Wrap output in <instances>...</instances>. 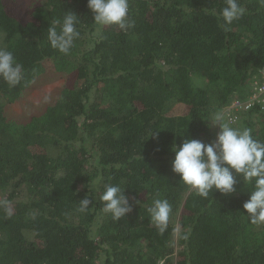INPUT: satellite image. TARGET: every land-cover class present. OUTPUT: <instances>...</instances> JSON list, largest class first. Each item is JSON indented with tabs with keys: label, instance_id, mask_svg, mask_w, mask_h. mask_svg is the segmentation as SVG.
<instances>
[{
	"label": "trees",
	"instance_id": "16d2710c",
	"mask_svg": "<svg viewBox=\"0 0 264 264\" xmlns=\"http://www.w3.org/2000/svg\"><path fill=\"white\" fill-rule=\"evenodd\" d=\"M8 1L0 48L24 78L14 88L0 79V264H264V223L243 209L251 186L241 179L233 195L202 198L172 171L171 151L184 137L214 140V114L252 94L264 68L260 0H239L246 12L227 30L209 11L225 0H129L127 31L99 28L88 0H41L24 19ZM66 12L79 32L67 55L48 41ZM47 62L72 80L41 113L9 119L6 107ZM237 114L226 122L264 142V109ZM95 181L92 205L78 212ZM106 184L132 205L119 220L103 212ZM156 198L172 209L163 234L147 211Z\"/></svg>",
	"mask_w": 264,
	"mask_h": 264
},
{
	"label": "clouds",
	"instance_id": "9594fccd",
	"mask_svg": "<svg viewBox=\"0 0 264 264\" xmlns=\"http://www.w3.org/2000/svg\"><path fill=\"white\" fill-rule=\"evenodd\" d=\"M260 3L264 6V0H260ZM87 7L99 28L118 26L127 31L135 26V22L129 18V0H88ZM209 11L223 20L222 26L227 30L226 26L240 19L246 8L239 0H225L219 13L215 9ZM77 17L73 12H66L61 19L52 22L48 29V41L53 49L65 55L70 52L79 36ZM23 78V65L16 61L12 51L0 48V79L14 88ZM209 122L219 128L211 142L184 137L182 144H173L172 171L179 176L180 182L202 198H207L213 191L224 196L233 195L238 191L237 185L242 179L251 186L249 198L243 203L246 216L253 224L264 223V142L255 139L247 127L231 126L222 112L215 113ZM153 135L154 132L151 137ZM89 190L78 203L77 211L80 213L86 212L92 205L91 194L94 192L97 195L95 189ZM98 198L103 203V212L111 214L114 220L132 211L129 198L119 185H104ZM147 211L150 223L163 234L168 228L172 211L168 200L154 199Z\"/></svg>",
	"mask_w": 264,
	"mask_h": 264
},
{
	"label": "rangeland",
	"instance_id": "374dc122",
	"mask_svg": "<svg viewBox=\"0 0 264 264\" xmlns=\"http://www.w3.org/2000/svg\"><path fill=\"white\" fill-rule=\"evenodd\" d=\"M8 3L9 11L13 15H18L20 18L24 19L32 12L35 6L41 3V0H9ZM46 64L47 70L34 79L17 101L6 107V114L9 119L18 122H26L33 115L41 113L46 106L52 104L58 98L63 86L72 80V78H67L62 73L54 71L50 62ZM175 110L179 112L181 109L179 110L177 108L173 111ZM224 111H222L223 114ZM224 117L226 118L225 114ZM214 128L215 131L219 130L218 126ZM97 184V181H95L92 186L95 192H98ZM98 221L99 220L96 222ZM178 229L179 226L177 225V231Z\"/></svg>",
	"mask_w": 264,
	"mask_h": 264
},
{
	"label": "built area",
	"instance_id": "2783aa9c",
	"mask_svg": "<svg viewBox=\"0 0 264 264\" xmlns=\"http://www.w3.org/2000/svg\"><path fill=\"white\" fill-rule=\"evenodd\" d=\"M256 75L252 82V94L247 99H234L230 105L225 108L226 118L234 122L238 118V112L250 109L255 105H260L264 109V68ZM224 111V112H225Z\"/></svg>",
	"mask_w": 264,
	"mask_h": 264
}]
</instances>
